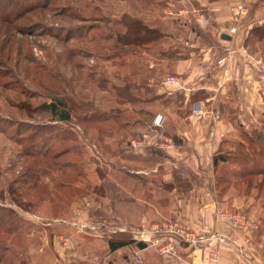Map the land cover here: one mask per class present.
<instances>
[{"label": "rangeland", "instance_id": "obj_1", "mask_svg": "<svg viewBox=\"0 0 264 264\" xmlns=\"http://www.w3.org/2000/svg\"><path fill=\"white\" fill-rule=\"evenodd\" d=\"M121 1L0 0V264H114L109 243H139L134 232L171 224L169 211L187 192L189 180L167 159V136L143 127L166 158L149 151L142 160L127 144L139 137L126 121L154 115L137 110L126 66L145 59L121 43ZM51 103L56 113L42 107ZM64 110L70 122L58 121ZM234 140L244 149L235 147L215 179L225 177L228 195L249 205L243 189H232L246 181L227 173L249 167L241 153L264 169L262 144L240 131ZM131 155L133 166L123 160ZM235 207L227 213L248 217L251 207ZM132 263H143L137 251Z\"/></svg>", "mask_w": 264, "mask_h": 264}, {"label": "crops", "instance_id": "obj_2", "mask_svg": "<svg viewBox=\"0 0 264 264\" xmlns=\"http://www.w3.org/2000/svg\"><path fill=\"white\" fill-rule=\"evenodd\" d=\"M165 3L166 0L121 1L123 18L138 20L161 34L159 40L139 49L138 59L141 61L139 56H143L144 63L130 69L126 62L122 68L126 66L128 73L135 72L130 80L139 95L137 103L141 107L137 110L150 111L154 117L162 115L164 124L157 130L159 128L152 125L154 117L148 121L142 117L129 121L126 127L135 133L137 130L139 138H132L127 144L142 160L149 151L156 157L166 158L168 155L160 151L156 139L148 141L149 135L143 132V127H149L151 132L159 131L160 138L167 136L165 148L171 152L167 159L190 182L186 194L170 209L168 219L189 231L219 234L223 239L207 241L201 249L181 248L176 256L169 257L159 256L147 244L134 241L115 250L109 249L110 257L114 264H133L132 254L137 251L142 264H264V208L256 213V204H253L257 200L264 207L262 198L255 199L257 192L253 190L251 196L244 199L251 202L247 205L228 192L222 196L215 194L218 188L213 185L217 174L214 156L219 151H235L236 145L241 143L234 140L235 133H257L264 126V77L240 57L242 49L255 57L264 55V39L250 35L251 30L264 27V0H185L176 6L184 10L181 17L164 15ZM240 3L244 4L246 12L236 22L231 8ZM99 9L95 7L93 11L97 13ZM233 28L235 33L231 34ZM228 49L233 51L235 63L217 64ZM168 77L177 80L178 90L176 86L164 84ZM112 99L116 105L114 95ZM193 102L203 104L202 117L191 115ZM125 106H130L125 109L133 108L130 104ZM132 157L123 160L133 166ZM244 204L247 208L254 205L248 214L251 229H232L215 214V209L227 212L231 205L238 209ZM157 213L161 216L160 223H165L161 212ZM210 248L218 252L214 263L208 259ZM117 254L123 257L117 258Z\"/></svg>", "mask_w": 264, "mask_h": 264}, {"label": "built area", "instance_id": "obj_3", "mask_svg": "<svg viewBox=\"0 0 264 264\" xmlns=\"http://www.w3.org/2000/svg\"><path fill=\"white\" fill-rule=\"evenodd\" d=\"M185 0H166L164 15L168 17H181L184 13L183 9H176L178 4H182ZM233 19L237 22L242 15L246 12V7L243 3L237 4L231 8ZM231 34L235 33V28L231 29ZM240 57L242 61L252 68H254L260 75L264 77V58L255 57L249 54L246 50L240 51ZM233 57V51L228 49L221 55L217 61V64H224L226 62L235 63ZM164 84H170L176 86L178 90V82L173 77H168ZM190 112L193 117L200 118L204 115L205 109L201 102H193L190 106ZM164 124V117L160 114L156 115L153 119L152 125L156 128L161 129ZM215 214L219 220H224L232 229L245 231L253 228L252 223L248 217L243 214H229L220 209H215ZM59 223V222H58ZM68 224V223H65ZM75 226L82 228L80 224ZM86 228V227H84ZM90 229V228H89ZM95 232V229H91ZM140 242L148 244L149 247L153 248L154 251L160 256L175 255L177 250L187 247H193L197 249L203 248L207 241L219 240L223 237L219 234H199L178 226L176 223L165 224V225H154L151 230L142 228L137 232H134ZM133 233V234H134ZM218 252L215 248L208 250V259L214 263L217 261ZM140 263V260H138Z\"/></svg>", "mask_w": 264, "mask_h": 264}, {"label": "trees", "instance_id": "obj_4", "mask_svg": "<svg viewBox=\"0 0 264 264\" xmlns=\"http://www.w3.org/2000/svg\"><path fill=\"white\" fill-rule=\"evenodd\" d=\"M124 19H126V21L124 22L123 26L126 28V33H124V35H122V44L125 45L126 48H143L146 44L155 42L157 40L160 39L161 34L155 30V29H148L146 28L140 21L135 20V19H128L127 17H124ZM250 35L251 36H255L257 39L261 40L264 39V27L261 29H253L250 31ZM250 41V36L247 39V45L248 42ZM251 54V53H250ZM264 58V55H263ZM128 86V85H126ZM130 87H127V89ZM43 109L47 108L49 109L52 113H56L57 110L59 109V105L56 103H51L49 105H43L42 106ZM58 121L60 122H70V115H69V111L68 110H64L63 112L60 111L59 116H58ZM106 121V119L104 120ZM102 121V122H104ZM126 123H129V121H126ZM238 128H240V125H237ZM241 132V131H240ZM242 135H244L245 137H250L251 138V144H262V147L259 149L260 154H262V156H264L263 151H264V126L261 128V131L259 132H252L251 134H244L243 132H241ZM241 143H239L238 145H236V147H240L244 149V143L242 141H240ZM236 149V148H235ZM235 152V151H234ZM234 152L230 153L229 152H221L219 151L213 159V165L217 170L220 168V166L225 165L228 163V158L232 157V156H236L234 154ZM257 153V152H255ZM229 154V155H228ZM238 156L240 157L239 160H241L242 162L246 163V169H243L241 171H234V172H228L227 173V178H230L232 181H234V183L236 182V180L242 179L243 181H246V185H233L232 189H234L235 186H238L239 188L244 190V193L246 195V198H249L251 196V191L256 190L257 195L255 199L261 198L260 196H262V194H264L263 189V179H264V169L262 168H253L250 167V164H252V159H250L248 157V155H242L238 154ZM250 163V164H249ZM253 166V165H252ZM217 175V174H216ZM261 176L262 179L258 180V181H254L256 177ZM225 177H219L216 181V185L220 188L222 191V193L220 194L221 196L225 193L228 192L230 190L229 186L228 188H224L225 185H223L224 183L228 182L225 181ZM244 186V187H242ZM263 200H264V196H262ZM264 202V201H263ZM235 210V208H233ZM238 210V209H237ZM132 243V241L130 242H111L109 243V249L111 250H115L119 247H122L125 244H129Z\"/></svg>", "mask_w": 264, "mask_h": 264}, {"label": "water", "instance_id": "obj_5", "mask_svg": "<svg viewBox=\"0 0 264 264\" xmlns=\"http://www.w3.org/2000/svg\"><path fill=\"white\" fill-rule=\"evenodd\" d=\"M223 38H225V37H223ZM228 38V40H229V37H227Z\"/></svg>", "mask_w": 264, "mask_h": 264}]
</instances>
